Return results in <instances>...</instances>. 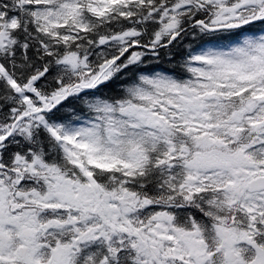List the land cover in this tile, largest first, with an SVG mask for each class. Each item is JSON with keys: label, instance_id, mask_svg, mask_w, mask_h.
Segmentation results:
<instances>
[{"label": "snow or ice", "instance_id": "snow-or-ice-1", "mask_svg": "<svg viewBox=\"0 0 264 264\" xmlns=\"http://www.w3.org/2000/svg\"><path fill=\"white\" fill-rule=\"evenodd\" d=\"M0 264H264V0H0Z\"/></svg>", "mask_w": 264, "mask_h": 264}]
</instances>
